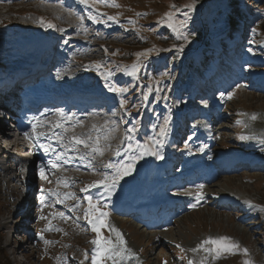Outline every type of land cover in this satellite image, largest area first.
<instances>
[{"label":"rangeland","instance_id":"1","mask_svg":"<svg viewBox=\"0 0 264 264\" xmlns=\"http://www.w3.org/2000/svg\"><path fill=\"white\" fill-rule=\"evenodd\" d=\"M6 1L15 7L10 8L6 16H0V29H6L7 26L15 29L14 26H17L18 29H24L20 35L22 37H24L26 30H37L32 28L31 24L35 20L34 16L23 17L20 15L39 12L41 7H38V3H42L44 0L36 2L34 0ZM74 1L82 7L85 12L84 15L86 14L87 23L92 26V41L102 44V47L96 49L97 52L93 53L90 59L81 60L82 67L75 65L72 69L73 77L79 78L83 85L95 82V77L90 75L92 73L89 71L92 68L90 65L97 63L104 66L108 57V53L105 51L106 45L117 43V45L121 44L117 47L140 49L139 43L134 46L132 45L134 42H131L130 39L120 41V36L114 35L118 30L134 29L138 34H142L144 38H142V44L145 40L148 46L157 44L162 46L161 50H172L171 45L162 43V37L157 36L161 42L157 41L152 33L144 32L143 29H165V13L169 12L168 8L171 5H176V8H180L181 11H188L184 6L190 3V0H116V3L120 5L119 8L100 4L96 6L95 10L90 8L88 10L87 7L79 3V0ZM219 1H211V4L214 3L212 5L213 10H218L215 3ZM16 3L19 5H15ZM200 4L197 3V6ZM258 4V6H253L256 17H258L256 20L258 26L254 28L251 37L256 48L251 47V52L249 51L250 48L240 51L239 57L230 66L233 68L230 72L231 77L227 76L225 81L213 86L208 84L207 88L198 94L192 92H196L197 89L194 87V83L199 78L203 79L202 77L207 74L209 68L202 73L199 71L192 72L189 76L186 75L180 81L178 80L181 98H176L174 95V107H172L168 135L165 138L163 151L160 149L164 158L144 156L136 163L138 165H135L132 175L121 180L115 194L110 199L105 200L108 207L102 210L110 213L107 223L123 234L127 247L138 257V259L133 258L126 261V264H165V262L166 264H188V260L194 261V264H243L245 259H250L252 264H264V146L260 143V140L264 139V69L250 66V60L262 59V54H264L262 53L264 52V15L261 13V10H264V0H260ZM205 9L206 7L203 6V12ZM6 10H2L0 14ZM145 10L147 11L145 12ZM150 10L153 11L152 14ZM89 11L92 15L106 13L109 16H116L118 23L112 21L93 23L92 20L88 19ZM138 13H146L147 15L138 16ZM197 15L196 20L200 21L201 14ZM47 17L42 18L56 26L53 33L55 36H52L55 43L52 49H47L44 52L31 51L26 53L22 47V50L17 47L20 43L18 40L14 42L12 37L9 39L12 35L6 34V36L3 35L5 32H0V59L4 60L0 64V76L2 74L7 75L8 72L14 73V69L19 64H21L19 65L20 68H29V65H34L38 60H46L47 62L54 60L55 51L59 52L61 49L59 46L62 45L59 44L61 40L55 38H58L57 35L66 37L67 33H63L65 29L57 20H51L50 16ZM127 18L135 22L131 28L121 22ZM218 19L217 17L213 19V23H217L219 26V31L213 35L215 39L224 37L227 30L226 22L218 21ZM151 24L152 28H149ZM209 32L212 34V29ZM137 36L140 38L139 35ZM70 38H73L72 41H74L75 37L72 34ZM49 39L50 37L42 39L40 46L49 45ZM224 40V38H219L216 42L223 43ZM83 42L89 43V40H83ZM191 44L193 45L191 46L192 49H187V46L184 45L183 57L180 60L181 69H185L190 64V54L203 51L201 44ZM179 46L181 45H177L173 50H177ZM10 47L13 48V51L8 50ZM161 63H164V60L162 62L157 61L154 67L156 70L152 72L153 67L150 68L148 63L143 62L138 73V79L127 74L126 69H130L131 66L123 65L117 70L118 73L125 72L124 79L130 80L136 89L137 96L130 101V112L137 115V118L139 117L140 124H142V118L145 119V124L148 121L143 134L145 140L141 141V139L134 138L133 143L144 144L149 142L150 138L156 135L153 128L156 127L158 130V126L163 123L165 118L164 116L159 119V122L155 121L158 116L157 112L160 110L157 99L161 92L157 91V88L160 89V79L165 78L160 70ZM142 69L151 70V75L148 76L142 72ZM16 73L18 70L15 69ZM52 73L53 71L49 74ZM145 83L146 89L143 88ZM149 88L152 89L150 93L148 92ZM143 94H148L149 97L153 96L155 99L143 101ZM229 95H231V99L228 98ZM253 115L257 117L256 120L251 119ZM124 119L125 114L122 110L120 120L123 121ZM78 121L81 122L82 128L79 129L76 126L73 131L77 133L76 131L79 129L80 135H84L83 129L88 128L89 121L87 119ZM184 123L186 125L182 126ZM120 129L121 133L125 135L127 132L125 122ZM146 130H149L148 134H145ZM140 131L138 128L136 134L139 135ZM74 133L71 136L75 135ZM75 136L77 137V135ZM241 136L255 138L241 140ZM5 142H8V139L1 136L0 143L3 145ZM126 147L127 144L121 150L125 156L110 162L127 160ZM79 149L80 151L73 152L82 153L83 149L80 147ZM178 158V162H174ZM241 159L252 161H249L251 164L240 163L237 168L230 171H225L220 167L223 163L227 164L230 161ZM257 161L258 163L254 164ZM105 165L97 167V171L104 168L101 176L97 175L101 179H90V181L86 180L80 184L81 195L85 201L86 193L82 189H91L90 185L103 180L106 175L112 174V170ZM191 172H197V179H188V173ZM214 175H217V178L212 179L210 183H205ZM64 176L61 175L62 178ZM31 180L34 182L33 189H36L38 180L35 179V175L31 176ZM53 184H56L55 180ZM176 184L180 187H176ZM201 184L204 185L202 189L203 198L197 201L195 190ZM171 186H175V188H171ZM92 188V191H95V194L91 195L93 199H103L100 197L103 189ZM188 190H192L193 194L184 195L183 193ZM21 194L22 190H18L17 194L13 196L0 181L1 264H13L16 259L19 264H38L33 250L25 249L22 251L17 247L19 241L25 238L26 231L16 226L15 222L18 220L15 222L13 220L14 205L11 206V204L15 201V197H19ZM163 199L169 200V203L177 201L175 203L177 211L169 214L170 212L167 210L169 211L172 207H165L161 211L156 209L157 213L154 215H161V219L164 215L169 216V218L173 215L172 219L175 221L169 226L151 228L150 222L145 224L144 219L140 216L141 212H137L136 208L139 205L136 204L139 201L153 202V200H160L157 202L163 203L161 201ZM249 202L253 205L252 207L249 206ZM222 203H224V208ZM193 204L196 207H193ZM126 205H129V211H125ZM67 208L70 209L71 206ZM85 212L83 211L85 223L68 227V235H65V231H61L58 244L51 248L50 254L42 258L39 255L40 264H54L51 260L56 259L59 261L57 264L61 262L65 264H67L66 262L69 264H92L95 248L92 241L96 239V234L91 231V227L85 219ZM119 212L124 214L121 215ZM170 221L171 219L165 224L171 223ZM30 222L32 223L31 220ZM44 230L45 225L42 224V230H38L39 235L44 234ZM11 232H13V236ZM102 232L106 238L116 239L115 234L107 228L102 229ZM209 237H228L238 243L241 248L248 249L249 255L245 257L242 253H222L220 257H216L215 253L209 254L203 250L192 252L193 248H198L201 242ZM12 239L15 242L10 245ZM38 240H40V236ZM176 245H180L185 251L182 253ZM182 256L183 259H181Z\"/></svg>","mask_w":264,"mask_h":264},{"label":"snow or ice","instance_id":"2","mask_svg":"<svg viewBox=\"0 0 264 264\" xmlns=\"http://www.w3.org/2000/svg\"><path fill=\"white\" fill-rule=\"evenodd\" d=\"M79 3L84 5L87 8L96 9L97 5H104V6H111V7H117L119 8L120 5L116 3V0H79ZM197 6V0H190V3L186 4L184 7L188 9L187 12H184L183 15L185 17L189 16L190 12H194L196 10ZM173 11H169L165 13V21L168 24V27L172 29L173 32L176 33L177 39H182L185 44L189 43V36L182 32L181 30L187 27V20H181L177 17V13L175 11L176 5L170 6ZM138 16H144L147 15L146 13H138ZM106 17V19H105ZM81 21H83L84 17H79ZM88 19L92 20L93 23H107L108 21L117 22L118 18L116 16H109L106 13H101L100 15H92L90 12L88 15ZM130 23H135L134 21H130ZM41 27H47V28H55L56 26L52 23H46L43 18L40 20ZM86 31V29H85ZM184 50V45L179 46L177 49L178 53H182ZM249 51L251 52L252 49L250 48ZM138 55V60L140 56H146L147 53H140ZM102 65L97 64L96 68L99 70ZM142 67L141 63H137L131 66L130 69H126V72L128 75H130L133 78L138 79V73ZM60 73H57V76H59ZM99 75L104 80V85L107 88V90L111 93H114L117 97H119V106L121 108H124L126 110V114L130 115L129 112H127V99L124 96V93L127 91L126 87H122L118 85V83L113 82L109 79L111 73L108 71H101L99 72ZM164 76H167L168 73H164ZM152 91L151 88L148 89V92L150 93ZM157 91H160L159 88H157ZM231 99V95L228 97ZM149 99L148 94H143L142 100L147 101ZM164 99H167L165 96ZM57 116L60 117L59 120L55 121L54 124L51 125L53 129H60L61 131H53L51 135L46 134L45 132H39L38 128L41 126L49 125L50 122L47 119H43L40 116H33L29 123L31 124V132H25L24 135L27 139L31 140L33 142V146L36 147L38 150H42L46 155H52L54 158L49 159L47 161V164H41L39 166L40 171L39 175L41 179H47L46 175V168H50L53 170H59L63 165L67 164L68 161L65 159V153L64 152H58L56 148L52 146L51 142L46 143L45 141H55L56 143L61 144L65 149L68 148V144H66L65 141V134L69 131L73 130L75 126L80 124V121L75 120V113L67 114L62 109L57 110L56 113ZM252 120H256L257 117L253 115L251 117ZM73 122L72 125L66 126L67 122ZM171 121V115H168L164 118L163 123L158 126V130L156 127L153 128V132L156 133L153 137L150 138L149 142H146L144 144H140L139 142L133 143L134 136L133 135H126L125 139L127 141V147L125 149V153L127 155V160H124L122 162L118 161L115 163L109 162L105 165V167L112 170L111 175H106L103 180L96 182L93 185H90L89 187H97L102 188L103 191L100 193L101 198L93 199L91 195H87L85 199L88 202V209L85 212V219L87 220L88 224L91 227V231L96 234V239L92 241V244L95 245L94 252L92 255V264H126V261L131 260L133 258L138 259L136 254L127 247V242L124 239L123 234L116 229L114 226L107 223L108 218L110 216V213L108 211H104L102 209L107 208L108 205L105 203V200L110 199L116 192L117 188L119 187L120 181L123 180L125 177L132 175L133 171L135 170L136 163L143 159L144 156H155L158 159H163V155L160 152V149L164 147L165 138L168 135L169 130V123ZM138 121L137 124L134 125L131 128L127 129L128 133L134 134L138 130ZM95 127V126H94ZM114 130V129H113ZM108 137L105 136V139ZM255 137L251 136H241V140H250L254 139ZM89 140H91V136H88L87 139L84 138H78L75 135H73L70 138V143L75 146H83L85 148H91L92 153H99L100 155H103V151L98 147L100 142V136L97 135L95 140V145L92 146L89 144ZM260 143L262 146H264V139L260 140ZM151 145V146H150ZM187 147V145H186ZM203 151V149H201ZM117 155H120V152H117ZM65 186H69L67 182H65ZM204 188V185H198L197 189L195 190V197L197 201L201 200L203 198L202 196V189ZM87 188L82 189V191L87 192ZM44 190L41 189V194L43 195ZM184 195H191L192 190H188L183 193ZM53 196L58 197V193H51ZM66 198H75L74 195L67 196ZM59 202V200H57ZM41 212L43 211V207L47 206L45 204L44 199H41ZM193 207H196L195 204L192 205ZM249 206L252 207L251 202H249ZM62 219H69L70 217L64 216L63 213L58 214ZM40 219H47L45 216H41ZM77 219H79L77 217ZM107 228L110 232L115 234L116 239H109L106 238L103 235L102 229ZM51 231L52 229L49 227L48 229ZM57 231H62L60 229H57ZM40 239L44 241L45 244H50V241H47L44 239L43 234L40 235ZM177 248H180V251L183 253L185 250L180 246L176 245ZM200 250H203L206 253L212 254L215 253L216 257H220L222 253H231V254H237L242 253L245 257L249 255L248 249L241 248V246L232 241L228 237H220V238H212L209 237L201 242V244L198 246V248H193L192 252H198ZM184 257L182 256L181 259ZM166 264V262H165ZM188 264H194V261L188 260ZM243 264H252V261L250 259H245L243 261Z\"/></svg>","mask_w":264,"mask_h":264},{"label":"trees","instance_id":"3","mask_svg":"<svg viewBox=\"0 0 264 264\" xmlns=\"http://www.w3.org/2000/svg\"><path fill=\"white\" fill-rule=\"evenodd\" d=\"M212 0H197V3H201L200 6H196V10L194 12H190L188 17L183 15L184 12L181 11L180 8H176L175 11L177 13V17L181 20H187V27L182 29L189 36V40L194 45L201 44L203 51L193 52L192 54H188L191 57L190 64L185 69H181L180 60L183 57V52L178 53L177 50H173L177 47V45H186L187 49H192L193 46L190 42L185 44L182 39L176 38V33L172 31L170 27H168L167 22H164L166 25L165 29H143L144 32L152 33L153 37L157 38V41H160L157 36H159L160 32H164V37L172 46V50L164 51L161 50L162 46H144L141 49L134 48H122L118 47L113 50V53H108V57H111L112 62H110V69H114L116 66L122 67L123 65L132 66L133 64H137L138 62L143 65L144 63H148L149 67L152 68V72L156 70L154 67L157 64V61L164 60V63H161V72L162 75L164 73H168L165 78L160 79V92L161 94L158 97V102L161 105V108L167 106V102L172 100L173 97V85L175 86L176 77H184L188 75L190 72L200 71V69H207L209 67V71L217 70V73H222L228 68V61L235 60L239 57L240 51L254 47L255 45L251 39L253 36V30L256 25V17L255 8L253 6H258V2L260 0H220L218 3H215L218 10L215 11L212 8L211 4ZM256 2V3H255ZM210 9H209V7ZM203 6L206 7L203 12ZM169 11H173L171 7L168 8ZM260 10V9H256ZM147 10H145L146 12ZM217 12V13H216ZM152 14L153 11L150 10ZM261 13L264 15V10H261ZM197 14H201V20L197 21ZM214 17L219 18L218 21L226 22L227 30L225 32L224 37L213 38L219 31V26L214 22ZM209 20V21H208ZM135 24V23H134ZM155 26L154 23H152ZM151 24V26H152ZM128 25H132L128 23ZM8 28V27H6ZM16 29L17 27L14 26ZM212 29V34H210V30ZM40 32H35L32 36L27 35V40L21 41L22 44H30L33 47H37L39 40L42 37L51 36L50 31H43L41 35ZM39 35V36H38ZM219 38H224L223 43L216 42ZM161 42V41H160ZM220 44V45H217ZM140 53H147L146 56H140L138 60V55ZM199 56V57H198ZM253 65L257 64V66H264V61H253ZM179 65V68H178ZM211 67V68H210ZM95 69L98 70L95 66ZM102 71L104 70L101 67ZM107 70V68H106ZM148 76L151 75V70H143ZM180 74V76H179ZM210 76V75H209ZM125 72L119 73L118 75H114L112 81L118 83L122 87H126L127 91L124 93L128 103L127 110L130 112V101L134 99L136 95V89L130 80L124 79ZM164 77V75H163ZM111 80V79H110ZM209 81V78L200 79L196 84L197 92L204 90L206 88V83ZM143 88L146 89V83ZM167 99H164V97ZM154 97L150 96L148 100H152ZM133 115V114H132ZM1 264V262H0Z\"/></svg>","mask_w":264,"mask_h":264},{"label":"bare ground","instance_id":"4","mask_svg":"<svg viewBox=\"0 0 264 264\" xmlns=\"http://www.w3.org/2000/svg\"><path fill=\"white\" fill-rule=\"evenodd\" d=\"M71 39H73V38H71ZM85 40H88V39H85ZM80 44H82V45H84L85 43L82 41V42H80ZM68 63V59H62V61H61V64H63V65H66ZM68 72H70V71H68ZM49 73H51V71L49 72ZM49 75H51V74H49ZM65 76H64V74L62 73L61 74V81H62V83H65ZM63 94H61L60 96H62ZM99 108V107H98ZM91 114H95L96 115V113H91ZM80 119H87L88 121H89V119L87 118V117H85V116H82L81 118H77V120H80ZM73 123V122H72ZM72 123H69V127L72 125ZM81 123V122H80ZM90 123H91V121H89V126H90ZM88 126V127H89ZM76 127V126H75ZM74 127V128H75ZM77 127H78V125H77ZM80 128H82V127H80ZM79 128V129H80ZM79 129L76 131L77 133H74V129L73 130H71V132H69L68 134H66V138L65 139H67V138H69L71 135H72V133H74L75 135H77V137L78 138H81V136H82V134L80 135V133H79ZM86 131H84L83 133H84V135L85 134H88L89 133V131L87 130V128L85 129ZM38 131L39 132H45L46 134H48V135H51V133L53 132V131H61L60 129H53L52 127H46V128H44V129H38ZM88 131V132H87ZM0 132H2V129H1V125H0ZM0 134H2V133H0ZM66 144H68V149H65V150H63V151H65L64 153H65V156H68L71 152H73V151H80V149H79V147L80 146H75V148L73 147V145H71V143H70V141H64ZM52 143H55V144H58V145H61V144H59V143H56L55 141H52ZM15 148V147H14ZM5 149H6V147H5ZM4 148H3V146L0 144V150L3 152H1L0 154H1V156L0 157H2V158H6V155H5V150ZM59 150H62V149H64V147L63 146H61V147H59L58 148ZM76 153V152H75ZM10 154H12L13 155V150L11 151V153ZM50 155V154H49ZM3 156H5V157H3ZM51 157H53L52 155H50ZM54 158V157H53ZM85 160H82V162H84ZM84 163H87V161L86 162H84ZM256 163H258V162H256ZM256 163H254V164H256ZM244 164V163H243ZM0 165H3V163H1V161H0ZM17 171V170H16ZM14 173H15V171H12L11 172V174L8 176V177H6V181H8L9 182V184L10 183H14V184H16V185H23L24 183H25V181H26V177L24 176V175H22V174H19L18 176H15L14 175ZM63 175V174H62ZM19 186V187H20ZM172 188V187H171ZM16 191H18V189L16 190ZM165 205V204H164ZM58 208V207H57ZM125 208H126V210L125 211H129L130 210V207H129V205H126L125 206ZM59 209V208H58ZM149 211L151 212V213H154L155 214V211L152 209V207H150L149 208ZM122 212H119V214H121ZM152 217V216H151ZM13 220H14V218H13ZM16 220H14V222H15ZM19 221V220H18ZM18 221H16L15 223H17ZM144 223L146 224V221L144 220ZM172 224V223H171ZM170 224V225H171ZM120 225V224H119ZM15 242V240H13L12 239V241H10V245H12L13 243Z\"/></svg>","mask_w":264,"mask_h":264}]
</instances>
